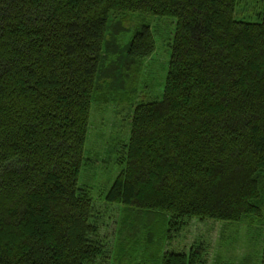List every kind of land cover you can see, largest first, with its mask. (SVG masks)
I'll return each instance as SVG.
<instances>
[{"label": "trees", "instance_id": "16d2710c", "mask_svg": "<svg viewBox=\"0 0 264 264\" xmlns=\"http://www.w3.org/2000/svg\"><path fill=\"white\" fill-rule=\"evenodd\" d=\"M237 2L0 0V264L107 260L78 182L92 103L136 94L155 50L147 25L119 42L131 12L176 26L162 99L134 107L106 202L154 264H205L198 245L159 250L192 218L263 216L264 10L238 20Z\"/></svg>", "mask_w": 264, "mask_h": 264}, {"label": "rangeland", "instance_id": "374dc122", "mask_svg": "<svg viewBox=\"0 0 264 264\" xmlns=\"http://www.w3.org/2000/svg\"><path fill=\"white\" fill-rule=\"evenodd\" d=\"M263 10L264 0H238L234 17L242 21L257 22L261 19ZM116 17L124 22L125 32L119 38L122 46L131 41L142 25H147L154 36L155 50L145 59L136 94L121 100L115 99L109 104L92 103L84 165L78 183L80 186H87L93 198L91 221L99 228V237L104 242L108 256L102 264H154L149 256V248L146 249L145 230L137 224L123 226L129 212L126 213L121 205L107 203L105 196L124 167L120 162V150L129 140L130 118L134 107L139 103L162 99L176 20L140 12ZM262 214V217L245 216L239 222L192 218L186 221V227L183 226L178 231L174 229L169 242L164 239L163 234L159 250L162 253H189L193 246L198 245L204 252L205 264H260L264 240V209ZM116 250L120 251L117 256ZM158 258L160 257L157 256Z\"/></svg>", "mask_w": 264, "mask_h": 264}]
</instances>
